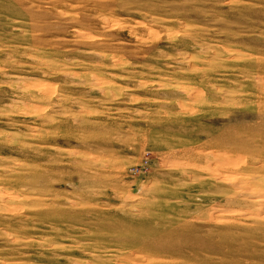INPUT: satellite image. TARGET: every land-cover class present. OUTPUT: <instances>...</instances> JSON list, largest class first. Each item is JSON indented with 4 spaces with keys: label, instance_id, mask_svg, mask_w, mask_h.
Wrapping results in <instances>:
<instances>
[{
    "label": "rangeland",
    "instance_id": "obj_1",
    "mask_svg": "<svg viewBox=\"0 0 264 264\" xmlns=\"http://www.w3.org/2000/svg\"><path fill=\"white\" fill-rule=\"evenodd\" d=\"M0 264H264V0H0Z\"/></svg>",
    "mask_w": 264,
    "mask_h": 264
}]
</instances>
